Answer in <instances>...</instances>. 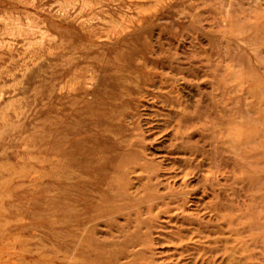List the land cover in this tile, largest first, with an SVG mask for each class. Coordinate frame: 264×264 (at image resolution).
I'll use <instances>...</instances> for the list:
<instances>
[{
  "label": "rangeland",
  "instance_id": "obj_1",
  "mask_svg": "<svg viewBox=\"0 0 264 264\" xmlns=\"http://www.w3.org/2000/svg\"><path fill=\"white\" fill-rule=\"evenodd\" d=\"M0 264H264V0H0Z\"/></svg>",
  "mask_w": 264,
  "mask_h": 264
}]
</instances>
